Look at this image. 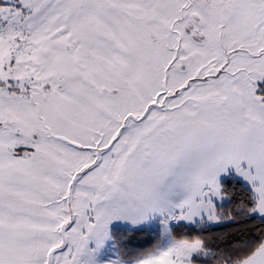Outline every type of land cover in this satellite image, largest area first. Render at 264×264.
<instances>
[{
    "label": "snow or ice",
    "instance_id": "1",
    "mask_svg": "<svg viewBox=\"0 0 264 264\" xmlns=\"http://www.w3.org/2000/svg\"><path fill=\"white\" fill-rule=\"evenodd\" d=\"M0 264H264V0H0Z\"/></svg>",
    "mask_w": 264,
    "mask_h": 264
},
{
    "label": "trees",
    "instance_id": "2",
    "mask_svg": "<svg viewBox=\"0 0 264 264\" xmlns=\"http://www.w3.org/2000/svg\"><path fill=\"white\" fill-rule=\"evenodd\" d=\"M199 234L206 238L207 241L224 247L237 238L243 237L247 239L255 235L256 231L251 222L229 221L215 226L211 225L207 231ZM154 242V234H140L137 237V243L145 248L150 247Z\"/></svg>",
    "mask_w": 264,
    "mask_h": 264
},
{
    "label": "rangeland",
    "instance_id": "3",
    "mask_svg": "<svg viewBox=\"0 0 264 264\" xmlns=\"http://www.w3.org/2000/svg\"><path fill=\"white\" fill-rule=\"evenodd\" d=\"M229 221H231V220H222L221 222H219V223H215V224H213V225L215 226V225H219V224H222V223H225V222H229Z\"/></svg>",
    "mask_w": 264,
    "mask_h": 264
}]
</instances>
